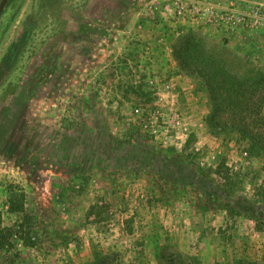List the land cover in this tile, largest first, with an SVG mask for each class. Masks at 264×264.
<instances>
[{"label": "rangeland", "instance_id": "rangeland-1", "mask_svg": "<svg viewBox=\"0 0 264 264\" xmlns=\"http://www.w3.org/2000/svg\"><path fill=\"white\" fill-rule=\"evenodd\" d=\"M195 1L246 21L211 23ZM188 44L238 78H264V0L8 1L0 212L17 235L0 264H264V225L237 201L264 210V118L240 123L250 137L235 131V111L217 109L197 60L185 63ZM117 67L155 92L157 140L121 141L116 115L102 110L88 115L100 123L90 138L66 129V103L117 80ZM130 97L127 122L141 99Z\"/></svg>", "mask_w": 264, "mask_h": 264}, {"label": "trees", "instance_id": "trees-1", "mask_svg": "<svg viewBox=\"0 0 264 264\" xmlns=\"http://www.w3.org/2000/svg\"><path fill=\"white\" fill-rule=\"evenodd\" d=\"M183 59L189 68L196 66L193 69L205 81L207 88L212 94L214 106L217 109L225 107L235 111L234 116L237 119L232 128L242 136L250 137L249 134L251 132L243 128L240 123H246L247 119L257 120L258 122L263 121L264 114L261 111L264 109V90L261 92L263 93L262 96H255L254 94L258 89L264 88V78L260 80H253L252 77L238 78L236 75L230 74L220 63L202 60L199 54L198 56L192 54L190 44L186 47L185 57ZM189 60H197L196 63L198 65L193 64L191 66ZM124 74V71L120 67H117L114 72L117 80L110 84L107 81L98 82L97 86L93 89V93L89 94L88 97L76 98L77 101L74 100L71 103H66L65 109L67 114L64 118L66 129L79 132L88 139L89 134L92 135L94 132L100 130V123L96 124L93 122V125H95L93 127L97 130L90 126L88 115H97V112L102 110L107 112V114L116 115V124L120 122L119 136L121 141L126 143L134 142L136 135H141L143 132L146 133L145 136H147V139L152 141L157 140L158 136L156 133L158 131L154 123L159 120V117L155 116L159 105L155 103L157 99L155 92L147 89V82L145 80H140L139 82L128 80L127 82ZM131 94L139 95L141 99L137 102L138 105L132 114L130 122H127V114H123L122 108L127 102L135 101L130 97ZM102 99H106L107 102L103 103ZM114 104H116L115 108H113ZM168 150L174 151L170 148ZM260 150L264 151L261 147ZM172 157L173 160L178 161H186L189 159L182 154H177ZM237 201L247 205V217L250 220L264 225L263 209L250 205L244 196L237 198ZM95 208V205L91 207V213ZM9 209L12 213H25L23 201H11ZM16 235L17 232L14 228L3 226L0 212V254L10 251L15 247L13 237ZM22 237L20 238L23 239ZM26 239L28 241L29 237ZM27 245H34V243L29 241ZM16 257H19V255L17 254ZM12 261L15 260L12 258Z\"/></svg>", "mask_w": 264, "mask_h": 264}, {"label": "built area", "instance_id": "built-area-1", "mask_svg": "<svg viewBox=\"0 0 264 264\" xmlns=\"http://www.w3.org/2000/svg\"><path fill=\"white\" fill-rule=\"evenodd\" d=\"M191 11L196 12L197 14L203 13L205 15H209V22L221 25L222 23H243L246 21V16L244 14H240L234 9L222 8L215 4L205 3L195 1L192 2ZM178 17H174L176 20Z\"/></svg>", "mask_w": 264, "mask_h": 264}, {"label": "water", "instance_id": "water-1", "mask_svg": "<svg viewBox=\"0 0 264 264\" xmlns=\"http://www.w3.org/2000/svg\"><path fill=\"white\" fill-rule=\"evenodd\" d=\"M9 0H1L0 2V17L3 14Z\"/></svg>", "mask_w": 264, "mask_h": 264}]
</instances>
